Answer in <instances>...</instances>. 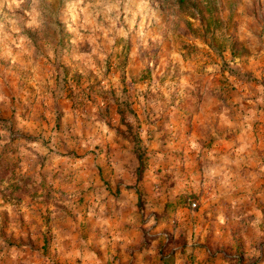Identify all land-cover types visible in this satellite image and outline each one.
Returning a JSON list of instances; mask_svg holds the SVG:
<instances>
[{
    "label": "clouds",
    "instance_id": "9594fccd",
    "mask_svg": "<svg viewBox=\"0 0 264 264\" xmlns=\"http://www.w3.org/2000/svg\"><path fill=\"white\" fill-rule=\"evenodd\" d=\"M217 15L192 39L235 54L217 48L209 70L174 38L176 0H0V264H264V81L247 72L264 0ZM44 181L67 190L44 207L13 198ZM173 190L191 211L165 206Z\"/></svg>",
    "mask_w": 264,
    "mask_h": 264
},
{
    "label": "rangeland",
    "instance_id": "374dc122",
    "mask_svg": "<svg viewBox=\"0 0 264 264\" xmlns=\"http://www.w3.org/2000/svg\"><path fill=\"white\" fill-rule=\"evenodd\" d=\"M176 3L180 5L181 11L184 13V25H185V33H181L178 35H175L174 38L178 45L183 48V50L189 51V46L191 48H195L198 42L200 41H207L204 39H192V37L197 36V30L201 27H204L206 31H210L214 27H222L224 21L219 18L217 15L218 13H223L224 9L227 8L229 10L233 7V0H221L220 7H216V0H205V4L207 5L206 8H202L200 6L199 0H176ZM255 3V0H253V4ZM191 9H197L200 12V18L198 19L196 14L191 11ZM207 12V19L205 20L204 14ZM227 20H233L235 19V14L233 13L232 16L225 17ZM207 25L209 27L207 28ZM213 45V43H211ZM216 47H214L217 51V48H223L225 46H228L230 42L228 40H217L215 41ZM150 76V74H149ZM149 76H145L144 79H148ZM76 86L78 87L79 84L76 82ZM91 88V85L88 86ZM68 99H71V95L69 94ZM89 101L92 103H95V101H92L91 96L89 95ZM103 107H109L107 103L102 105ZM33 107L37 111V115L39 116L42 105H36L33 104ZM110 114L112 116L119 115L121 117V109L119 103H114L110 106ZM35 122V121H33ZM51 123V122H50ZM58 127V124L56 125ZM138 163V167H139ZM12 173V167L9 166L7 168L0 167V182L3 181V179ZM54 190L53 185L51 186V189H49V185L47 181H44L38 188L33 189H22L19 186H14L13 190V198L17 200H25L23 197V193L25 191L34 192L35 194H39L40 197H49L48 195L51 194V191ZM45 198V199H46ZM57 199V197H55ZM27 201L31 202L29 199H26ZM45 201V200H43ZM42 202V201H41ZM3 224V216L0 215V225ZM46 248V245H45Z\"/></svg>",
    "mask_w": 264,
    "mask_h": 264
},
{
    "label": "crops",
    "instance_id": "0c3cea01",
    "mask_svg": "<svg viewBox=\"0 0 264 264\" xmlns=\"http://www.w3.org/2000/svg\"><path fill=\"white\" fill-rule=\"evenodd\" d=\"M197 46L195 48L192 49V51H196L197 48L203 49L205 55L208 57V60H193L192 64L193 67H199L205 64H208L209 70H211V64L209 63V61L215 60L216 56H217V51L214 48V46L209 42V41H200L196 44ZM232 46L228 45L223 47L222 49L226 52H229V54L234 55L235 53L231 51ZM185 52H187L186 50H184ZM247 72L252 76V83L254 84H259L260 82L264 81V58H260L259 60H252L251 57H249V63L247 66ZM215 82H220L223 83V77L219 76V77H215L214 78V83ZM207 103L211 104L212 100L211 98H209V100L207 101ZM115 117H119V115H116ZM195 126V124H194ZM215 143V141H213L212 143H210L208 145V148L211 150L213 147V144ZM223 145H219L216 147L217 151H223L224 150ZM53 188L54 190L51 191V194L48 196H55L57 197V199L61 198L62 193L67 190V186L64 185L62 182H58L53 184ZM168 196L169 194L167 192H165V206L172 208L174 211L179 210L181 212V214H184L188 211H191V207L190 205L187 204V197L185 195V193L183 191H177V190H173V192L171 193V199L175 201V203L169 202L168 201ZM23 197L26 199H29L31 202L35 201V200H39L40 201V206L44 207V201L46 200V197H40L39 194H35L34 192H30V191H25L23 193ZM207 197H208V193L205 192L203 195H201L199 197L200 202H201V206L199 209H197V211H200L203 209V207L206 206V201H207ZM42 201V202H41ZM49 211H51V209H45V214H47ZM192 224L193 225H197L198 227H201L204 229L205 232V240H207L208 237V233L211 231V225L210 224H201L198 217L195 215V213H193V218H192ZM43 244L46 245V238L43 241ZM192 260V264H206V260L203 259L201 256H198L196 253H194L191 257ZM163 264H172L171 261H164Z\"/></svg>",
    "mask_w": 264,
    "mask_h": 264
},
{
    "label": "trees",
    "instance_id": "16d2710c",
    "mask_svg": "<svg viewBox=\"0 0 264 264\" xmlns=\"http://www.w3.org/2000/svg\"><path fill=\"white\" fill-rule=\"evenodd\" d=\"M209 27V25H207V28Z\"/></svg>",
    "mask_w": 264,
    "mask_h": 264
}]
</instances>
